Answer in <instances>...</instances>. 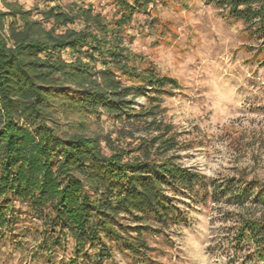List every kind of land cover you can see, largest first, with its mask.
<instances>
[{
	"label": "trees",
	"instance_id": "obj_1",
	"mask_svg": "<svg viewBox=\"0 0 264 264\" xmlns=\"http://www.w3.org/2000/svg\"><path fill=\"white\" fill-rule=\"evenodd\" d=\"M213 1L264 40V0ZM0 2L6 9L0 10V235L24 221L40 227V248L60 249L70 237L76 256L88 263L111 258V244L133 258L148 257V223L161 230L181 218L167 189L190 193L201 176L170 159L127 158L113 145L106 153L97 138L61 131L54 115L102 111L130 123L156 115L168 87L178 83L152 66L141 68L124 44L134 16L155 0H111L110 18L76 0L68 11L47 7L41 20L16 3ZM65 52L70 61L62 58ZM141 97L149 106L136 111L133 100ZM212 185V199L264 206L259 183ZM243 244L264 259V216L239 222L233 246Z\"/></svg>",
	"mask_w": 264,
	"mask_h": 264
},
{
	"label": "rangeland",
	"instance_id": "obj_2",
	"mask_svg": "<svg viewBox=\"0 0 264 264\" xmlns=\"http://www.w3.org/2000/svg\"><path fill=\"white\" fill-rule=\"evenodd\" d=\"M74 1L7 3H16L41 20L47 7L60 5L68 11ZM164 1L155 0L154 7L134 16L124 42L141 68L152 66L178 83L179 88L168 87L156 115L131 123L102 111L95 116L64 117L60 111L54 115L61 131L97 138L106 153L113 145L127 158L170 159L201 176L190 193L167 189L181 218L161 230L148 223L143 234L148 257L133 258L111 244L112 257L101 264H264L253 246H233L239 222L259 220L264 206L235 204L222 195L210 198L214 182L259 183L264 189V40L250 35L241 21L227 17L213 0ZM110 2L87 0L107 18ZM0 10L6 12L1 2ZM62 58L72 59L69 52ZM148 104L141 97L133 100L132 108L138 111ZM257 191L253 188L254 194ZM14 206L24 210L16 202ZM36 229L40 227L35 223L19 221L12 231H4L0 264H68L73 259L74 264H93L76 256L70 237L60 249L40 248ZM87 252L93 256L95 249Z\"/></svg>",
	"mask_w": 264,
	"mask_h": 264
}]
</instances>
